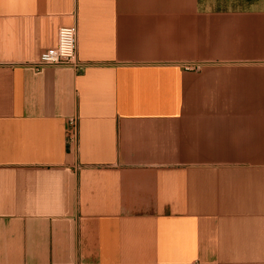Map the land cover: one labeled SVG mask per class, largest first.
Returning <instances> with one entry per match:
<instances>
[{"label": "crops", "instance_id": "crops-1", "mask_svg": "<svg viewBox=\"0 0 264 264\" xmlns=\"http://www.w3.org/2000/svg\"><path fill=\"white\" fill-rule=\"evenodd\" d=\"M0 264H264V0H0Z\"/></svg>", "mask_w": 264, "mask_h": 264}, {"label": "built area", "instance_id": "built-area-1", "mask_svg": "<svg viewBox=\"0 0 264 264\" xmlns=\"http://www.w3.org/2000/svg\"><path fill=\"white\" fill-rule=\"evenodd\" d=\"M78 27L77 24L63 26L58 32V42L55 47L47 48L40 53L37 60L29 64L35 69L46 66L69 65L81 68L84 62L78 58ZM66 138L69 144L78 142L79 138V117L70 116L67 120Z\"/></svg>", "mask_w": 264, "mask_h": 264}]
</instances>
